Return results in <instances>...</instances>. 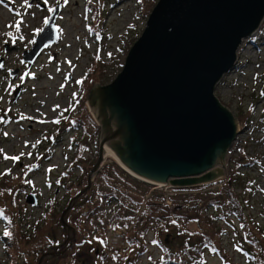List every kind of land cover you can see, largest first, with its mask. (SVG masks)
Masks as SVG:
<instances>
[{
  "label": "rangeland",
  "instance_id": "obj_1",
  "mask_svg": "<svg viewBox=\"0 0 264 264\" xmlns=\"http://www.w3.org/2000/svg\"><path fill=\"white\" fill-rule=\"evenodd\" d=\"M30 2L0 3V264H173L162 262L166 240L190 261L186 249L202 229L195 220L151 215L141 199L154 192L168 206L190 199L183 211L202 209L216 240L195 253L199 264H264V20L215 89L241 130L226 170L218 166L223 176L183 192L146 186L112 157L91 176L101 140L91 90L122 71L159 0ZM59 6V40L30 67L23 53ZM222 188L236 194L238 213L227 203L207 205Z\"/></svg>",
  "mask_w": 264,
  "mask_h": 264
},
{
  "label": "water",
  "instance_id": "obj_2",
  "mask_svg": "<svg viewBox=\"0 0 264 264\" xmlns=\"http://www.w3.org/2000/svg\"><path fill=\"white\" fill-rule=\"evenodd\" d=\"M60 10L23 53L30 67L59 40ZM263 20L264 0H159L122 71L91 90L88 104L101 129L91 176L103 166L104 146L122 169L148 184L184 189L223 176L218 166L226 170L241 130L215 89L236 69L241 45ZM20 93L21 87L15 97ZM28 202L35 205V195Z\"/></svg>",
  "mask_w": 264,
  "mask_h": 264
},
{
  "label": "trees",
  "instance_id": "obj_3",
  "mask_svg": "<svg viewBox=\"0 0 264 264\" xmlns=\"http://www.w3.org/2000/svg\"><path fill=\"white\" fill-rule=\"evenodd\" d=\"M93 119V118H92ZM120 167V166H119ZM144 185L147 186L148 183L142 182ZM200 187H204V186H200ZM174 191H183V192H188L192 189H194V187L192 188H184V189H175L172 188ZM231 192H227L226 188H222L219 191V195L218 197H215L213 200H210L208 202V206L211 207H217V208H221L225 203L229 204L232 208L231 210L233 211V213H238L239 209H238V205H240L238 198L236 197V194L234 193V191L232 190V188H230ZM155 193L154 192V196H149V198L146 200L145 197H143V199H141V203L147 204L149 209L151 210V215L155 214L158 215L157 212H159V215L165 216L166 218H176L177 220H182L185 222H191L194 221L200 226V228L202 229V232H199L196 234L198 241H200L199 243L194 245V249H186V251L188 252V257L190 258V261H194L195 264H199V262H196V256L195 253L201 252L204 249H208L209 246L214 245L215 240H216V235L214 232H210L208 228L207 229V219L205 217V215L203 214L202 209L198 210L197 213L192 214L189 211H183L184 210V205H189L188 207H190V204L192 202V200L188 199L189 201H185L183 204L181 203H176V204H172L171 206H168L165 204V202L163 201V199L157 200L155 197ZM225 206V205H224ZM239 216V215H238ZM201 237V238H200ZM134 239L130 238L128 239L129 242H133ZM168 240H166L165 242L162 243L161 248L164 251V256H163V263H173V264H192L188 258H185L186 254L182 253L180 254L181 256H179V254L174 253L172 250H169V248L166 245V242ZM197 245V246H196ZM43 253V252H42ZM185 254V256L183 255ZM49 258V257H48Z\"/></svg>",
  "mask_w": 264,
  "mask_h": 264
},
{
  "label": "snow or ice",
  "instance_id": "obj_4",
  "mask_svg": "<svg viewBox=\"0 0 264 264\" xmlns=\"http://www.w3.org/2000/svg\"><path fill=\"white\" fill-rule=\"evenodd\" d=\"M25 2L27 3V0H25ZM0 3H3V0H0ZM44 3L45 4H47L48 3V0H44ZM49 11H55V9H49ZM50 19V18H49ZM45 23H48V20H45ZM15 27H16V30L17 31H19V29H20V24L19 23H17L16 25H15ZM39 31H42V29L41 30H39ZM109 55H111V54H109ZM99 58V57H98ZM69 63H71L70 61H69ZM0 67H3V65H0ZM79 83V82H78ZM58 107V106H57ZM56 123H59V121H56ZM5 158H9V157H5ZM10 159H13V160H18L19 159V157H11ZM3 213H2V210H0V215H2ZM173 223H175V221H173ZM243 227V226H242ZM89 243H91V241H89ZM149 259H151V258H149Z\"/></svg>",
  "mask_w": 264,
  "mask_h": 264
},
{
  "label": "bare ground",
  "instance_id": "obj_5",
  "mask_svg": "<svg viewBox=\"0 0 264 264\" xmlns=\"http://www.w3.org/2000/svg\"><path fill=\"white\" fill-rule=\"evenodd\" d=\"M257 31H258V30H257ZM257 31H256V32H257ZM256 32H255L253 35H255ZM108 157H112V158H114L115 160L118 161V159L116 158V156L114 155V153L111 152L110 150H107V149L105 148V146H104V159H107ZM118 162H119V161H118Z\"/></svg>",
  "mask_w": 264,
  "mask_h": 264
},
{
  "label": "flooded vegetation",
  "instance_id": "obj_6",
  "mask_svg": "<svg viewBox=\"0 0 264 264\" xmlns=\"http://www.w3.org/2000/svg\"><path fill=\"white\" fill-rule=\"evenodd\" d=\"M6 45H7V44H6ZM8 45H10V44H8ZM10 49H15V47L10 45Z\"/></svg>",
  "mask_w": 264,
  "mask_h": 264
}]
</instances>
